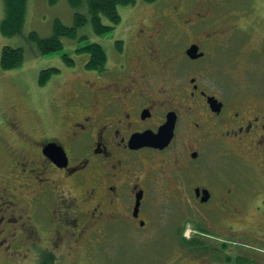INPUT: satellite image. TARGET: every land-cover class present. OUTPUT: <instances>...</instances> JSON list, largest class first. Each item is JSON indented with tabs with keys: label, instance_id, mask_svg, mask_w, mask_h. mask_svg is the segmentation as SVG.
Here are the masks:
<instances>
[{
	"label": "rangeland",
	"instance_id": "rangeland-1",
	"mask_svg": "<svg viewBox=\"0 0 264 264\" xmlns=\"http://www.w3.org/2000/svg\"><path fill=\"white\" fill-rule=\"evenodd\" d=\"M75 12L68 0H60L55 5L49 0H28L21 33L8 37L1 31L6 6L5 1L0 0V61L5 46L23 48L25 52V59L17 69L4 71L0 66V191L10 194L5 196L7 199L3 198L5 205L2 208H5V219L21 217L15 224L0 223V238L8 240L1 245L0 264H38L37 256L44 258L51 251L54 230L48 220L54 217L56 191H49L46 185L40 186L42 182L38 177L45 176L31 170L45 166L38 153L40 141L57 133L62 136L67 127L65 117L74 114L79 107L70 100V82L81 74L73 73L82 71L88 57L77 52L78 49L93 43L114 49L115 42L122 40L127 53L145 55L147 45L142 41L133 45L128 43L133 30L136 33L139 28H146L156 34L160 28V49L156 52L162 55L160 63L164 64V71L154 69L151 82L155 91L165 83L162 78L167 76L170 77L166 82L169 86L165 87L171 94L180 86L187 88L189 79L197 76L196 67L181 53L193 42L201 44L207 53L206 60L200 63L205 85L211 89L218 87L225 98L235 103L264 99L261 98L264 97V0H158L152 4L136 0L135 5L119 7L121 23L110 34L99 36L87 26L79 36L85 35L88 40L64 39L63 50L41 54L30 40V34L35 31L41 37L51 36L56 19L72 26ZM81 12L86 13V10ZM197 22L200 23L198 26ZM208 34L213 36L210 44L205 42ZM64 56L70 57L76 66H69ZM174 59L179 60V66ZM49 68H57L60 73L41 86L40 73ZM66 79L69 84L61 86ZM177 92L181 94L180 88ZM184 122L181 128L185 131L179 133V141L169 151L173 159H167L168 163L162 162L161 158L151 160L149 169L163 172L152 175L156 186L148 194L152 216L146 227L139 230L126 224L105 226L107 233L101 234L93 225L86 227L88 232L80 237L77 230L76 238L70 237L72 229L65 227L60 233L57 263L51 264H264V168L258 160L236 152L237 157L231 161L233 184L238 189L233 199L236 211L230 217L235 224L232 232L215 230L223 234L217 238L215 233L213 236L203 234L188 220H183L185 217L190 219L197 206L191 201L186 202L176 190L181 184L177 161L185 160L184 151H200L199 158L208 163L211 171L215 170L218 161V156L212 152L216 146L205 143L201 148L193 141L191 131L186 132L189 127ZM184 144L192 147L189 150ZM19 161L29 164L28 171H23ZM193 175L196 182L207 180L203 173L194 172ZM56 180L59 198L62 194L72 193L80 200L79 209H85L86 205L90 210L93 208L82 200L83 185L74 179H65L61 174ZM42 190L46 191V199L35 202ZM7 201H15L18 206L9 208L11 204ZM72 215L78 217V212ZM182 226L184 237L197 239L202 246L193 251L192 247L182 244L178 237ZM31 235H38L37 240Z\"/></svg>",
	"mask_w": 264,
	"mask_h": 264
},
{
	"label": "flooded vegetation",
	"instance_id": "flooded-vegetation-1",
	"mask_svg": "<svg viewBox=\"0 0 264 264\" xmlns=\"http://www.w3.org/2000/svg\"><path fill=\"white\" fill-rule=\"evenodd\" d=\"M199 22L196 23L197 26ZM159 30L161 31L157 28L156 34L146 28H139L136 33L135 29L133 30L128 43L131 42L130 45H133L142 41L147 45L145 55L127 53L124 41L120 40L115 42L114 49L108 50L103 46L107 53V60L103 66L94 68L95 62L85 54L88 58L84 61V68L81 72L73 73L81 74L70 82L72 88L70 100L78 103L82 109L78 107L74 114H67L68 116L65 117L67 127L62 136H58L57 133L56 136L40 141L41 148L38 149V153L43 158L45 166L31 170L45 176L38 177L42 182L40 186L46 185L49 191L54 193L56 191L57 196L53 210L54 217L48 220V225L53 228L52 231L54 230L51 251L44 258L38 255V264L39 262L44 264L47 259L49 264L57 263L56 252L60 248V233L65 227L72 229L73 234L70 235L72 238H76L77 230L80 231V237L88 232L86 227L93 225L97 227V233L101 234L107 233V226L124 224L139 230L144 229L152 216L148 196L150 190L156 186L152 175L159 171L149 169L151 160L161 158L162 162H169L167 159L170 158V149L179 141V133L185 131L181 128L185 125L184 121L189 127L186 132L191 131L195 138L193 141H196L201 148L208 143L216 146V149L212 148V152L218 156V161L213 171L210 170L208 163L199 158L200 151H184L182 156L185 160L177 161L179 168L177 173L181 178V184L176 190L183 198L185 197L186 202L191 201L197 206L196 210H193V216L190 219L185 217L183 220H188L206 235L215 233L214 236H223L215 230L232 232L231 229L235 224L230 221V217H233L236 211L233 199L238 189L233 184L231 161L237 157L236 152H239L240 156L258 160L264 168V102L262 101L264 99L257 98L252 103L246 104L235 103L225 98L218 87L211 89L205 85L202 82L200 63L206 60L207 53L203 51L201 44L193 42L185 46L181 53L184 54L183 57H188L192 66L196 67L194 72L197 76L189 79L187 88L179 87L181 94L177 92L179 88L172 94L167 91L165 86H169L166 83L170 78L168 76L162 78L165 83L156 87L155 91L151 82L154 69L156 68L158 72L164 71L162 69L164 64H161L160 60L162 55L156 52L160 49ZM211 35H206L207 44L212 42ZM134 39L136 42L133 41ZM192 46L199 47L198 54H202L201 57L197 59L190 57L188 50ZM176 59L173 61L179 66V60ZM166 70L168 75V68ZM166 74L163 76L165 77ZM175 79H179L178 75ZM65 84H69L68 79L61 86ZM172 114L175 116L176 124L169 146L161 149L148 145L139 147L132 145V139L136 135L157 134ZM53 144L61 147L65 152L67 166L61 163L55 150H49L50 145ZM184 146H188L189 150L192 147L191 144ZM16 164L15 162V166ZM19 165L24 172L28 171L29 164L19 161ZM194 172L203 173L207 180L201 179L200 182H196ZM60 174L65 179H74L83 185L82 200L93 207L91 210L87 205L85 209H79L80 200L72 193L58 197L56 176ZM44 192L46 191L42 190L35 202L46 199ZM7 195L10 194L0 191V223L4 221L7 225H11L17 223L21 217L5 219L6 216L3 215L5 208L2 207L5 205L3 198ZM12 196L16 197L15 194ZM138 199L140 206L136 212ZM6 203L11 204L9 208L18 206L15 201ZM75 211L78 212V217L72 215ZM31 236L35 237V235ZM7 241L0 238V249Z\"/></svg>",
	"mask_w": 264,
	"mask_h": 264
},
{
	"label": "trees",
	"instance_id": "trees-1",
	"mask_svg": "<svg viewBox=\"0 0 264 264\" xmlns=\"http://www.w3.org/2000/svg\"><path fill=\"white\" fill-rule=\"evenodd\" d=\"M6 6V16L1 25L3 35L13 37L20 34L26 19L28 0H4ZM60 0H49L51 5H55ZM148 4L157 2L158 0H143ZM72 8L76 10L74 15V24L72 26L65 25L60 19L54 22L53 33L49 37H41L37 32L30 34V40L36 44L39 52L43 55H50L64 49V39L77 41L80 39L88 40L87 36H79L80 31L90 26L92 31L99 36H106L116 29L121 23V15L119 7L132 6L136 4V0H68ZM86 10V13L81 10ZM77 52L88 55L95 63L94 68L103 66L107 60V53L103 45L93 43L78 49ZM25 59L23 48L5 46L2 50L0 66L4 71L17 69ZM64 59L69 66H74L75 62L67 56ZM60 70L56 68L44 69L40 73V84L45 86L48 81ZM183 226L178 231V237L182 244L189 246L193 251L199 248L200 242L197 239L187 240L184 235ZM47 259L44 264H48Z\"/></svg>",
	"mask_w": 264,
	"mask_h": 264
},
{
	"label": "water",
	"instance_id": "water-1",
	"mask_svg": "<svg viewBox=\"0 0 264 264\" xmlns=\"http://www.w3.org/2000/svg\"><path fill=\"white\" fill-rule=\"evenodd\" d=\"M199 52V47L198 46H192L188 50V54L192 59H197L202 56L198 54ZM175 116L174 114L169 116L168 122L163 125L159 132L157 134L155 133H149V134H141V135H136L132 139V145L134 147H139V146H144L148 145L154 148H166L169 146L173 139L174 135V130H175ZM49 150L56 151L58 156L60 157V160L62 161L61 163H64V166H67V157L63 149L56 144L50 145ZM140 206V199H138L137 203V209L136 212L138 211Z\"/></svg>",
	"mask_w": 264,
	"mask_h": 264
}]
</instances>
